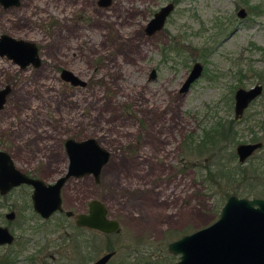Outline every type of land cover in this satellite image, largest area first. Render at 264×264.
Wrapping results in <instances>:
<instances>
[{"label": "rangeland", "instance_id": "1", "mask_svg": "<svg viewBox=\"0 0 264 264\" xmlns=\"http://www.w3.org/2000/svg\"><path fill=\"white\" fill-rule=\"evenodd\" d=\"M96 1L18 0L9 13L0 4V35L34 42L40 57L38 66L21 68L0 55V87L12 86L0 109V140L18 167L37 164L42 178L53 181L67 169L66 140L95 139L109 159L98 182L92 173L68 180L64 208L82 211L98 199L120 230L77 231L56 215L16 226L25 248L0 247V263L14 251V264H81L83 255L90 264L113 248L107 264H136L135 256L146 255L174 264L178 256L167 244L213 223L226 200L220 202L217 188L208 190L202 158L185 144L235 120L234 92L255 84L263 91L235 124L231 146L235 152L238 144L263 142L244 163L234 162L263 171L229 187L259 197L264 191L257 126L264 119V82L257 75L264 76V0H116L121 7L114 12L113 3L104 14ZM167 2L175 6L163 28L147 34L148 21ZM196 61L202 75L181 92ZM64 71L83 84L65 80ZM65 230L88 242L85 252L80 244L72 248Z\"/></svg>", "mask_w": 264, "mask_h": 264}, {"label": "water", "instance_id": "2", "mask_svg": "<svg viewBox=\"0 0 264 264\" xmlns=\"http://www.w3.org/2000/svg\"><path fill=\"white\" fill-rule=\"evenodd\" d=\"M104 3V0H99ZM18 4V0H0V4L8 6ZM106 5L109 0L105 1ZM174 4L169 2L162 6L148 21L145 32L153 34L161 30ZM246 11L239 9L238 16L244 18ZM0 55L11 59L13 63L24 68L26 65L40 64L38 48L34 42L16 39L12 36L0 35ZM203 65L193 63L187 77L182 83L181 92L189 90L191 84L201 77ZM62 77L72 84H83L70 72L64 71ZM151 77H155L152 70ZM10 86L0 88V109L3 107ZM263 86L255 84L250 88H238L234 94V118L239 119L249 104L261 95ZM262 142L238 144L235 148L238 161L244 163ZM65 151L68 156L67 169L64 175L55 183L45 185L41 180H32L20 173L6 159H0V188L5 191L22 181L32 183L35 187V208L46 218L53 211L61 210V188L70 177H80L92 173L96 179L102 166L109 159V152L95 139L76 141L68 139L65 142ZM8 163V165L6 164ZM68 211V215H72ZM75 224L96 229L105 234L118 233L120 222L108 215L106 206L97 200L89 203L87 213L75 216ZM13 235L7 227L0 226V243L11 242ZM170 254L177 255L174 264H264V198L241 197L230 194L220 208V214L213 223L185 234L167 244ZM115 250L107 251L92 264H107L115 255Z\"/></svg>", "mask_w": 264, "mask_h": 264}, {"label": "flooded vegetation", "instance_id": "3", "mask_svg": "<svg viewBox=\"0 0 264 264\" xmlns=\"http://www.w3.org/2000/svg\"><path fill=\"white\" fill-rule=\"evenodd\" d=\"M105 1L106 0H104V3L103 4L100 3L99 0L96 1L97 6H98V11L100 13L102 11V14H104L106 10L110 9V7L112 6L113 3H114L113 4V11L114 12H115V9H119L121 7L120 6V2L116 3V0H109V3L107 5H106ZM167 3H169V2H167ZM172 3L174 4V2H172ZM162 6H164V5H162ZM162 6H160L158 8V10ZM11 8H13V7H11L10 5H8V6H4L3 9L4 10H7V12H8V11H10ZM173 9H174V7H173ZM173 9H172V11H173ZM158 10H156L153 13V15ZM171 12H170V14H171ZM149 35H152V34H149ZM262 51L264 53V49ZM9 60H11V59H9ZM14 64H16V63H14ZM6 85H9L10 86L9 92H11L12 86L10 84H4L0 88H4ZM234 94H235V92H234ZM7 96H8V94H7ZM7 96H6V99H7ZM233 100H234V95H233ZM255 100H253V101H255ZM250 104H249V106H250ZM233 110H234V108H233ZM235 120L236 121H239L240 118L239 119H235ZM3 140H4V137H3L2 140H0V159H6L7 158L10 161V164L13 165V167L20 173V175H23L25 177H28V178H30L32 180H41L45 185H49V184L55 183L56 180L59 177L62 176V175H60L59 177H57L53 181H47V180H44L42 178V175H41L42 174L41 167L38 166L37 164H34L32 167L31 166L23 167V168L18 167L17 164H16V161H15V158L12 156V154L9 151V149H6V147L4 148V146H3L4 143L2 142ZM255 142H257V141H255ZM262 144H263V142H262ZM235 154H236V151H235ZM236 157L238 159L237 154H236ZM6 164L8 165V163H6ZM24 165L26 166L27 164H24ZM70 178H72V177H70ZM70 178H68L65 181L64 185L61 188V206H62V209L61 210L53 211L46 218L42 215V213L40 211H38L35 208L34 198H33L34 191H35V187H34V185L32 183L22 181L19 184L12 186L11 188H9V189H7L5 191H1V188H0V226L7 227L8 230L13 235V239H12L11 242L0 243V247H5V248L8 249L10 247L17 246L19 248V250L24 249L25 246H23V243H24L25 239H24V237H22L23 241H20L21 243L18 241V238L20 239L21 236H19V235L16 236L15 235V232L14 231H15V227L16 226H18V227H30V226H34V225L37 224V221L38 220H43L44 222L45 221H49V220L53 219L56 215H60V214H64L66 220H72V224H73V227L72 228H73V230L75 229L77 231H85V232H91V231L94 232V231H96V232H98L100 234L108 235V234H105L103 232H100V231H98L96 229H91V228L84 227V226H78V225L75 224V216L77 214H79V213H87L88 210H89V203L92 200H97V201H100V200H98V199L89 200L87 202V204H86L85 209L82 210V211H73V210H69V209L64 208L63 194L62 193H63V189H64L66 183L68 182V180ZM96 181L98 182V179ZM258 198H262V197H258ZM68 211H72L73 212L72 215H68L67 214ZM111 234H114V233H111ZM64 237L69 240V242L72 245V248L76 244H80V248H79V246H76L77 250L79 248V251L81 250V248H82V251H83V248L85 246L88 247L87 246L88 245V242H86V240H84L83 237L80 240V235L79 234H75L73 232L71 233V232L65 230L64 231ZM25 243H26V241H25ZM79 251H78V253H79ZM83 252H85V251H83ZM10 253L15 254V253H18V252L12 251V252H9V253L2 254L3 260L1 261L0 264H14L15 261L13 259H11L12 258V254H10ZM82 260L83 261H82L81 264H85V260L86 259L84 260V255L82 256ZM95 260L91 261L90 264H92Z\"/></svg>", "mask_w": 264, "mask_h": 264}, {"label": "trees", "instance_id": "4", "mask_svg": "<svg viewBox=\"0 0 264 264\" xmlns=\"http://www.w3.org/2000/svg\"><path fill=\"white\" fill-rule=\"evenodd\" d=\"M175 50L180 51L179 48ZM257 75L264 82V76H261L259 73ZM237 122L238 121L234 119L218 122L214 126L204 129L200 140L194 142L193 140L189 139L185 144L186 150H196L199 153V156H201L202 160L200 161V168L205 173L204 181L207 184L208 190H210L212 193L215 194L214 188L218 189L216 192L219 194L220 202L224 201L230 194H236L245 197H259L253 196L257 194H251L250 192L235 191L240 189L238 187H235L234 190L229 187V185H233L235 182L241 181L245 183L248 181L247 177L248 174H251V172L255 174L253 176L259 177V175L262 173L261 171H263L261 169L258 173L256 167L249 171L245 167H239L240 164L238 162L234 164L236 161V154L231 144L234 141V128ZM257 126L264 134V119L258 122ZM263 134L259 138L262 141L264 140ZM262 167H264V164H262ZM222 183H225V186ZM259 195L260 197L264 198V191H261L260 189ZM110 250L114 249L111 248ZM151 258V255H146L141 258L135 256L136 264L160 263V260H158L159 262L155 260L153 263ZM124 264L126 263L124 262Z\"/></svg>", "mask_w": 264, "mask_h": 264}]
</instances>
